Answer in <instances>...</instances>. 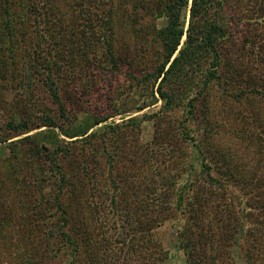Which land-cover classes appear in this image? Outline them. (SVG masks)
Returning <instances> with one entry per match:
<instances>
[{
    "label": "trees",
    "instance_id": "trees-1",
    "mask_svg": "<svg viewBox=\"0 0 264 264\" xmlns=\"http://www.w3.org/2000/svg\"><path fill=\"white\" fill-rule=\"evenodd\" d=\"M57 1L53 6V0H0V10H2L0 31L2 29L4 31L0 37V45L6 50L4 46L11 42L12 56H14V45L20 40L34 46V51L38 53L32 58L35 60L33 67L36 72L42 73L41 83L48 95V100L43 102L41 107H37L41 113L40 117H35L39 120L35 123V128L46 127V129L29 134L33 129L31 124L34 121L30 116L21 118L18 123L16 118L8 122L16 135H25L10 142L11 150L15 152L19 143L28 142L32 156L43 164L38 163L40 180L45 182L44 186L47 190V200L41 204L50 205L52 202L56 207L54 212L44 216V219L49 220L44 232V251L48 249L51 241L55 240L56 243L59 242L56 250L61 251L66 264H154L148 261V257H144L153 249L158 264L168 255L156 234L157 229L164 225L166 219H177L181 215L180 212H183L185 220L180 221L177 236L185 260L189 264H218L220 254L217 252L214 255L216 246L220 243L225 244L229 239L233 240L235 231L243 224L241 220L237 221L238 211L232 210L235 203L231 201L230 193L228 194L230 203L224 201L227 198V191L232 192L222 178L223 175L227 178L230 171V167L226 164V155L221 154L218 159L213 154L208 137L209 143L202 140L206 151L201 153L202 150L195 144L198 153L189 162L185 161L184 156L176 154L174 157L173 151L170 153L167 146L158 143V149H162L160 155L163 163L159 165L160 158L156 157V168L148 169L145 166V182L137 184L135 180H138L137 176L140 172L135 173L137 169L133 170V168L136 163L145 165L148 146L137 148L129 145V149L125 151L122 149V143L127 137L120 135L108 140L106 135L117 134L123 127L122 131H126L127 123L135 126L137 119H148L153 114L130 117L120 124L104 125V130L99 135L100 143L93 145L99 133L97 129L94 131L92 129L109 117L90 112L79 119L73 116V119H77L74 124L68 115L70 108L65 107L61 101V88L56 78L61 76L62 65L65 62L71 64L69 61L74 57L93 55L102 46L105 48L102 53L106 52L112 57L110 34L105 33V29L112 25V6L106 8L107 4L110 5L108 0H68L69 6L66 12L71 15L69 18L79 22V16H82L88 23L79 22L81 28L72 23L73 28L64 32L62 26L66 17H64L65 13L61 14V9H55V6H58ZM165 1L159 0L157 10L160 16H164L166 23L163 27L153 30L150 42H146L147 45L150 43L154 45L155 58L150 63L147 77L143 78V82L148 80L151 82L153 101L156 100L154 96L156 94L163 102L162 108L157 113L162 111L166 113L169 109L183 105L188 109L187 112L192 114L195 108L194 102L202 89L194 98H189V91L193 92L200 86L204 88L212 81L229 84L232 90L239 87L244 94L249 92L261 96L262 90H258L259 87L252 82L248 81L245 89L240 85L239 70L242 69L237 68L233 56L236 50H240L236 41L238 24L241 22L243 25L251 23L264 25V0ZM249 1L253 2L254 11L247 9ZM14 4L17 6L15 7L17 11H14L16 14L23 15L22 18H34L36 25L43 26L41 29H32L36 36L28 33L29 29L27 31L16 29L14 13H12ZM37 4L42 7L38 8ZM45 4L47 7L44 9ZM102 7L105 9L98 14L97 11ZM228 7L232 10V15L238 16L236 21L238 24L234 23V27L230 24L232 16L229 13L225 14ZM187 10L189 24L185 28ZM94 19L103 20L100 30L92 29ZM48 24L51 25L52 31L47 27ZM130 25L132 26V23ZM44 29L46 31H43ZM99 31H102L101 35ZM259 36L260 43H264V36ZM256 52L264 60V50L260 46L257 47ZM63 60L64 62L60 63ZM10 63L6 61L8 66ZM3 67L7 72L5 64ZM247 68L248 65L243 70L246 71ZM26 74L31 81L29 72ZM32 82L34 83L33 80L30 83ZM179 89H184L186 94L179 95ZM31 94L29 93L28 97H32ZM50 103L56 105L59 116L49 113ZM153 103L148 102L147 105ZM35 106L36 103H33L31 110H34ZM60 117L66 123L60 122ZM186 122H188L187 118L180 123L184 130L182 139L192 143L193 139L187 133L189 128ZM258 133L264 134V129L258 130ZM6 141L7 139L0 140V146ZM81 141L85 148L84 152H82L83 147L78 150ZM89 146L93 148L87 151ZM148 148L152 151L155 147ZM120 152L121 163L125 168H131L129 169L131 177L125 175L124 184L121 185L118 183L119 178L121 179L118 165L120 159L116 158ZM205 152L209 153L210 161ZM192 154L193 150L190 151V155ZM163 156H167L171 166L178 169L170 171L172 169L168 167L169 164ZM219 160L223 163H219ZM196 167H200L201 176L192 179L194 173L191 171L196 170ZM70 168L73 172H70ZM225 170L228 172L224 173ZM100 177L106 186V192L112 189L110 204L112 209L120 206L119 213L114 209V215H108L110 211L106 210H109V205L105 211L101 210L105 198L102 197L104 191L100 192L98 187ZM15 180L18 181L19 177H15ZM260 188L254 186L250 189L251 193L254 194ZM255 198L259 199V196L256 195ZM225 204L229 205V208H225ZM212 207L213 209L210 210ZM138 208L144 211L143 215H138L139 211L134 213ZM223 212L228 214L222 215ZM211 213L213 215H210ZM206 219L209 224L207 227L204 225ZM232 220H235L234 224ZM95 221H97L96 225ZM224 222L225 225L228 222L226 225L229 226L228 231L222 228ZM213 226L216 227L218 234L223 231L220 237H217Z\"/></svg>",
    "mask_w": 264,
    "mask_h": 264
},
{
    "label": "rangeland",
    "instance_id": "rangeland-1",
    "mask_svg": "<svg viewBox=\"0 0 264 264\" xmlns=\"http://www.w3.org/2000/svg\"><path fill=\"white\" fill-rule=\"evenodd\" d=\"M55 2L56 0H53V6ZM249 2L247 9L254 11L253 2ZM57 3L58 6H55V9H61V14L65 13L64 17H66L62 26L64 32L73 28L72 23L79 26L78 28H81L83 22L88 23L82 16H79L81 24L69 18L71 15L66 12L68 11L66 8L69 6L68 0H58ZM108 3L110 5L107 4L106 8L112 6V25L105 29V33L110 34L112 57L106 52L102 53L105 50L102 46L93 55L74 57L69 61L71 64L65 62L62 65L61 76L56 78V82L61 88V101L65 107L70 108L68 115L74 124L79 117L90 112L109 117L105 122L92 129V131L97 129L99 133L93 144L97 145L100 143L99 135L102 134L104 125L120 124L130 117L153 114L148 119H137L138 122L135 126L127 123L126 131H122L124 127H121L122 129L117 134L106 135L108 140L120 135L127 137L124 140L125 143H122V149L125 151L129 149V145L137 148L139 146L155 147L152 151L146 147L148 152L145 151V165L141 166L136 163L133 168V170L137 169L135 173L140 172L137 176L138 180H135L137 184L145 182V166L148 169L156 168V157L160 158L159 165L163 163L162 155H160L162 149H158V143L167 146L170 153L173 151V156L176 154L184 156L185 161L189 162L198 153L195 144L202 150V152L200 149L199 151L204 153L206 149L203 147L202 140L206 143L210 142L213 154L218 159L221 154L226 155V164L230 167V171L225 170L224 173L228 172L227 178L226 175H223L222 178L224 182L226 181L228 189H232V192L227 191V198L224 201L229 202L228 197L231 195V201L235 203L232 210L238 211L237 221L239 219L243 222L242 226L235 231L233 240L229 239L225 244L220 243L216 246L214 255L217 252L220 254L218 264L221 262L222 264H264V134L258 133V130L264 129V60L256 52L258 46L264 50V43H260L258 40L259 35L264 36V25L255 23L243 25L241 22L238 24L236 22L238 16L232 15V10L229 7L225 13L232 16L231 27H234V23L238 24L236 41L240 50L234 52L233 59L237 68L242 69V71L239 70L240 85L245 89L246 83L252 82L253 85L259 87L258 90H262L261 96L249 92L244 94L239 87L232 90V86L229 84L212 81L204 88L200 86L193 92L189 91V98H194L202 89L194 102L195 108L192 110V114H189L188 109L183 105L169 109L166 113L165 111L157 113L162 108L163 102L156 94L154 95L156 100L153 101L151 82L150 80L143 82V78L147 77L151 67L150 63L155 58L154 45L152 43L147 45L146 42H150L153 30L163 27L166 23L164 16L158 14L159 0H108ZM15 7L17 6L14 4L12 13H14L16 29L19 31L29 29L28 33L36 36L32 29H41L43 26L36 25L34 18H22L23 15L16 14ZM37 7L41 8L42 6L37 4ZM46 7L45 4L44 9ZM104 7L97 13L100 14V11L105 9ZM243 9L245 10V8ZM55 12L57 11L55 10ZM1 15L2 10H0ZM93 23L92 29L100 30L103 20L94 19ZM188 24L189 11L187 10L185 28L188 27ZM47 27L52 31L50 24ZM45 29L43 31H46ZM3 33L2 29L0 37ZM99 34L101 35L102 31H99ZM144 37L147 40L144 41ZM11 46L12 43L8 42L7 46H4L6 47L4 50L0 45V140L7 139L0 146V264H66L61 251L56 250L59 247L58 241L56 243L55 240H52L48 249L45 251L43 249L44 232L49 221L44 219V216L54 212L56 208L52 202L50 205L46 202V204H41L47 200V190L44 186L45 182L40 180L41 173L39 174L38 163L43 164L32 156L28 142L19 143L15 152L11 150L10 142L21 139L25 135H16L9 127L8 122L16 118V123H18L21 118L30 116L34 121L31 124L33 129L29 134L46 129V127L35 128V123L39 121L36 118L41 115L37 107H41L43 102L48 100V95L41 83L42 73L36 72L33 67L35 60L32 58L37 55L38 51H34V46L31 43L20 40L14 45V56H12ZM6 61L11 62L9 66ZM2 62L7 67V72H5ZM63 62L64 60L60 61V63ZM247 65L248 68L244 71L243 68ZM26 72H29L31 81H34L33 84L28 80L29 76ZM136 79L141 81L137 82ZM29 93H32V97H28ZM182 94H186V91L179 89V95ZM234 94L240 96L236 97ZM148 102L154 103L147 105ZM33 103H36V106L32 111ZM140 107L143 108L139 109ZM49 108L51 109L49 113L59 116L56 105L50 103ZM73 116L77 119H73ZM185 118L188 119L186 125L189 131L187 133L193 139L192 143L182 139L184 130L180 123ZM59 119L60 122L66 123L63 118ZM56 130L59 132L58 129ZM82 144V141L78 144L79 151L83 147ZM89 148H93V146H89L87 151ZM192 150L193 154L190 155ZM84 151L83 147L82 152ZM205 154H208L207 157L210 161L209 153L205 152ZM163 157L166 158L168 167L172 169L170 171L177 168L171 166L167 156ZM116 158L120 159L118 165L121 179L119 178L118 183L121 185L124 184L123 177L125 175V177H131L129 172L131 168H125L121 163V152L116 155ZM74 164L73 162L72 165ZM196 168L191 171L194 173L192 179L201 176L200 167ZM179 171H181L180 168ZM70 172H73V169L70 168ZM15 177H19V180L16 181ZM100 179L98 187L100 192L104 191L102 197L105 198L101 210L105 211L109 205V210H106L110 211L108 215H114V209L119 213L121 207L117 206L112 209L110 204L112 189L106 192L102 177ZM254 186L261 188L252 194L250 189ZM50 192L52 194L53 190L51 189ZM229 193L230 195H228ZM221 194L224 197L223 191ZM256 195L259 196V199L255 198ZM214 197L216 198V196ZM226 207L229 208V205ZM48 208L51 210H47ZM141 210L138 208L133 212L139 211L138 215H143L144 211ZM180 213V217L166 219L164 225L157 229L156 234L168 255L158 264H189L178 244L177 234L181 225L180 221L185 220V213ZM227 214V212H223L222 215ZM232 221L234 224L235 220ZM204 223L205 227L209 225L207 219ZM226 225L224 222L222 226L224 231L229 229V226ZM214 226L213 230L217 233ZM222 232L220 234L218 232L217 237H220ZM144 257H148L149 262L157 264L153 249L149 250Z\"/></svg>",
    "mask_w": 264,
    "mask_h": 264
}]
</instances>
